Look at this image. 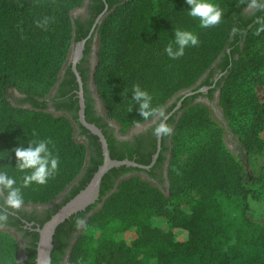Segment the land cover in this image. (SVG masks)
I'll return each mask as SVG.
<instances>
[{
  "label": "trees",
  "instance_id": "trees-1",
  "mask_svg": "<svg viewBox=\"0 0 264 264\" xmlns=\"http://www.w3.org/2000/svg\"><path fill=\"white\" fill-rule=\"evenodd\" d=\"M82 1L0 0V169L15 175L18 182L22 180L11 150L19 143L27 146L35 133L51 139L50 147L60 165L47 184L23 189L24 205L48 204L70 192L40 227L89 183L102 164L98 138L80 126L89 142H77L70 119L45 111L43 100L57 81L54 64L66 55L71 43L87 35L82 15L71 17ZM93 1L94 18L104 3ZM213 2L224 15L218 25L203 28L198 18L188 15L186 0H106L107 16L97 28L99 49L93 82L105 118L116 121L122 133L156 115L145 120L138 112L132 100L134 84L146 89L153 96V105L163 109L173 96L195 85L223 55L226 62L232 60L219 92L230 119L236 98H232L233 86L239 79L250 74L264 85V4L257 0L255 12L248 14L252 0ZM44 17L50 22L38 26ZM176 28L194 31L199 43L173 59L164 48L173 40ZM67 72L74 77L70 69ZM14 90L25 96L31 108L12 102ZM183 105L188 106L175 124L168 146V185L160 188L137 176L118 181L133 169L109 170L101 180L99 209L96 204L89 206L56 228L52 264H63V239L78 227L82 228L66 264H264V223H255L248 216L253 215L254 206L264 202V139L258 138L264 129V103L253 106L249 124L234 130L246 156L261 158L263 164L257 172L246 170L226 147L203 106ZM93 149L95 157L86 167L87 154ZM111 158L123 160L112 151ZM136 162L148 165L150 159ZM83 170L86 174L78 181L80 185H73ZM225 193L237 197L236 220L219 200ZM87 228L98 230L99 236L92 241L85 233ZM178 229L186 233L183 240L174 238ZM26 233L32 241L22 264H36L38 233ZM127 233L134 237L127 239ZM19 256L17 239L0 230V264H19Z\"/></svg>",
  "mask_w": 264,
  "mask_h": 264
},
{
  "label": "flooded vegetation",
  "instance_id": "flooded-vegetation-1",
  "mask_svg": "<svg viewBox=\"0 0 264 264\" xmlns=\"http://www.w3.org/2000/svg\"><path fill=\"white\" fill-rule=\"evenodd\" d=\"M95 6L96 4L93 0L87 1L84 10L81 13L82 18L80 19L81 22L85 24L84 28L85 32L87 31V35L84 39L79 40L73 44L74 52L77 48V44L84 40L83 48L81 50L82 56L75 65L76 71L78 72L82 83L81 89L85 104L84 119L86 122L91 124H94L92 123V121L98 123V125L102 128H99L97 125L96 126L101 131L106 132V136L104 134L103 135L107 141L110 158L112 151L114 155H122L123 160H130L129 158H131V161L136 162L137 159H150V163L147 165H150V168L148 170L127 167L132 168L133 173H126L124 176H121L118 181L122 179H128L132 176H137L139 178L145 179L152 184L162 186L164 184H167V167L170 156L168 146L170 145L171 135L175 124L188 106H185L183 104L187 102L191 106L200 102L209 104L213 102L220 92V83L222 77L224 74H226L227 69L230 68V63L232 60L231 58H229V60L226 62L223 55L220 56L214 62L212 67L197 81L195 85L176 94L166 103L162 110L166 112V123L171 128V132L168 135L158 137L153 134V128L160 122L161 119L158 113L148 122L134 128L132 132L123 135L115 126L111 124V122H109L105 118L92 85L93 73L96 65V49L94 40L97 29H95L94 31L91 30L96 22L97 17L103 11L102 10L99 14L96 15V17L93 18V10ZM91 20L92 23L90 24L89 22ZM227 53H230L229 50H227ZM68 69H70L74 77L68 74ZM205 82H207L206 85H204ZM79 92L80 88L77 81V76L72 69V62L70 59L69 63L60 73V76L58 77L55 85L52 87L49 94L43 98V100L46 101L45 111L54 112L56 114L66 116L68 119H70L75 132L79 134L83 142L88 143L89 137L88 135H83L84 133L80 127H83V125L79 122ZM12 102L14 104L17 103L15 105L21 106L23 108H31L30 103L25 101V96L21 94H15L14 100H12ZM59 106L61 107L60 109ZM73 117H77L76 120H74ZM128 150H130V152ZM89 151L90 152H88L86 158V167L91 164L92 160L95 157L94 149L93 152L92 150ZM101 155L103 163L102 148ZM155 155V162L151 165L152 158ZM85 174L86 171L83 170L80 177L76 179L73 185L79 186L80 184L78 185V181L81 180V178L84 177ZM69 196L70 192H64L57 199L48 204H26L23 205L19 210H11L2 207L4 193L0 191V211H7L9 214L8 221L6 223H0V230L7 231L16 235V239L20 245L19 264H22V261H24L27 253L26 250L29 247V243L32 241L30 237L31 235H28L26 232H37L36 229L40 227V223L46 220L51 215V213H53L57 209V207H59V205L66 201ZM98 202L99 199L93 205L96 204L97 206H99ZM81 228L78 227V231L71 232L63 239L66 245V249L64 250V254H66V257L69 254L71 245L75 243Z\"/></svg>",
  "mask_w": 264,
  "mask_h": 264
},
{
  "label": "clouds",
  "instance_id": "clouds-1",
  "mask_svg": "<svg viewBox=\"0 0 264 264\" xmlns=\"http://www.w3.org/2000/svg\"><path fill=\"white\" fill-rule=\"evenodd\" d=\"M186 3L189 5L188 15L198 18L199 25L203 28L218 25L224 15V10L213 0H186ZM259 3L264 4V0H259ZM250 6L257 7V0H252ZM49 22L50 18L44 17L37 23L38 26H47ZM198 43L199 39L194 31L176 28L173 40L165 46L164 51L169 57L176 59L184 55L187 47L195 46ZM132 100L138 106L137 110L145 120L159 114L161 119L153 128L154 135L166 136L171 132L170 126L166 123V112L153 105V96L139 84L132 86ZM51 144L50 138H39L34 133L33 139L27 142V146L19 143L11 150L14 152L16 160L14 168L23 173V177L18 182L15 175L9 174L8 170L0 169V191L4 193L3 208L19 210L25 203L24 188L33 184L45 185L49 178L56 174L60 159L59 156L53 154ZM8 215L7 211H0V223H6ZM79 220L83 222L84 218L80 217Z\"/></svg>",
  "mask_w": 264,
  "mask_h": 264
},
{
  "label": "rangeland",
  "instance_id": "rangeland-1",
  "mask_svg": "<svg viewBox=\"0 0 264 264\" xmlns=\"http://www.w3.org/2000/svg\"><path fill=\"white\" fill-rule=\"evenodd\" d=\"M87 1L88 0H83L80 6L72 10L71 12L72 19H75L81 16V13L83 12ZM254 12H255V7L249 6L246 9V13L248 14H253ZM94 45L96 49V65H97V52L99 49L98 33H96ZM72 52H73V43H71L70 46L68 47V51L66 55H64L63 57H60V60H58L56 64H54L53 70L54 71L56 70V76H57L56 80L60 76V73L62 72L64 67L69 63L70 59L72 58L71 57ZM96 65H95V68H96ZM92 85H93V89L95 90V94L99 100L103 114L105 115V111L103 109L102 102L99 99V96L97 94L94 82H92ZM15 94H19V92L14 90L11 93V100H14ZM235 96L236 98L234 99L233 108H232L233 116L231 117V119L228 118V116L225 113L224 106L220 100V93L218 94L217 98L210 104L202 103V102L197 103V104H200L201 106L205 108L214 127H216L220 131L224 144L233 153V155L236 158H238L239 160L243 162L246 170H254L255 172H257L260 169L261 165L263 164L261 158L257 156H250V157L246 156L242 148V145L240 144L238 140L237 132L235 133L234 130H238V128L240 127H245L247 124H249V122H251V120H253L252 119L253 118V106H255V104L257 103L259 104L264 103V85L257 79V77L250 75V74L244 75L239 79V82L237 83V85L233 86L232 98H234ZM50 113H53L54 115H59L54 112H50ZM108 121L111 122V124L115 126L119 130V132L123 135L129 132H132L134 128L144 124L142 123V124L133 126L130 129H128L125 133H122L116 121L114 120H108ZM74 138L77 142L83 143V140L81 139L79 134L76 133L75 131H74ZM258 138L264 139V129L259 132ZM140 179L143 181H146L143 178H140ZM219 200L223 204L225 211L228 213V216L231 219L236 220L239 218V205H238L239 202L236 196L230 193L228 194L225 193L219 197ZM99 207L100 205L96 208V210L99 209ZM252 212H253V215L251 216V214H249L248 215L249 218L253 220L255 223L263 224L264 223V202H262L259 205L254 206ZM85 233L89 236V238L92 241L95 240L99 236V231L95 230L94 228H87L85 230ZM173 234L176 240H183L186 236V233L179 229L175 230ZM12 235L16 238L15 234H12ZM125 237L127 239H132L134 237V234L127 233L125 234ZM68 257L69 256L66 257L63 264L67 263Z\"/></svg>",
  "mask_w": 264,
  "mask_h": 264
},
{
  "label": "water",
  "instance_id": "water-1",
  "mask_svg": "<svg viewBox=\"0 0 264 264\" xmlns=\"http://www.w3.org/2000/svg\"><path fill=\"white\" fill-rule=\"evenodd\" d=\"M105 3L104 9L101 14L97 17L95 24L92 27L91 31L97 29L102 20L107 14L108 5L106 0H103ZM97 33V31H96ZM84 40L77 44V48L72 54L71 62L72 69L77 76V81L80 88V110H79V122L85 127L90 133L95 135L101 144L102 153H103V163L99 166L95 174L93 175L90 182L85 186L77 195L72 199L66 202L61 206L51 217L47 220L41 227L36 229L38 233V242H37V255H36V264H52L51 263V251L53 249V236L55 234L56 228L63 223L66 219L72 215L84 211L89 206L93 205L100 195V184L103 176L112 168H118L121 166L133 167L141 170H148L150 165H141L134 161L124 159V160H114L110 158L107 141L102 133V131L94 124L88 123L84 119V99L82 96V83L78 72L76 71L75 65L80 60L83 48ZM156 155L152 158L151 165L155 162Z\"/></svg>",
  "mask_w": 264,
  "mask_h": 264
}]
</instances>
